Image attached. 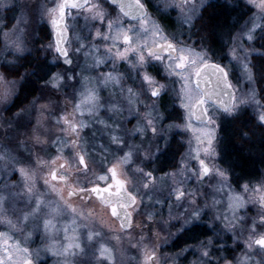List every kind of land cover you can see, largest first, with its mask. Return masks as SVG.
<instances>
[{"label":"clouds","instance_id":"9594fccd","mask_svg":"<svg viewBox=\"0 0 264 264\" xmlns=\"http://www.w3.org/2000/svg\"><path fill=\"white\" fill-rule=\"evenodd\" d=\"M57 2L0 0V189L15 182L13 162L5 157L21 159L35 151L30 133L41 113L52 122L53 131L60 130L57 117L74 110L87 82L97 100L94 111L84 117L85 143L99 149L101 159L94 161L98 165L131 153L124 175L140 200L134 209L136 225L117 229L119 241L106 238L114 250V264H145V246L154 253L150 264H264V247L254 243L264 234V206L249 198L254 186L264 188V121L259 119L264 112V10L252 0H137L139 18L128 19L116 0H99L108 19L130 28L134 40L144 42V62L135 53L118 60L105 52L110 41L98 40L94 33L106 30V21L80 11L71 25L67 63L53 47L48 12ZM253 24L255 39L242 41L255 70L249 80L232 51L239 47L237 38ZM161 43L202 53L228 72L232 88L213 77L218 96L206 98L208 111L202 112L200 121L191 120L216 131L213 153L200 152L213 169L207 176L201 174L195 138L183 126L189 109L184 107V81L176 74L180 70H174L177 51L167 55L156 48L161 59L148 54V47ZM97 50L105 56L103 63L93 59ZM183 71L190 72L191 66ZM110 73L118 82H105ZM9 86L11 92L5 93ZM201 94L194 90L190 103ZM233 97L234 111L225 112L220 100ZM114 134L119 143L112 140ZM148 173L154 174L155 183ZM179 191L184 192L181 198ZM233 193L245 199L235 211L229 207ZM44 240L43 234L38 241L34 235L24 240L36 245L32 248L36 264H48ZM52 256V264H64L63 257ZM73 264H96L93 245L87 244Z\"/></svg>","mask_w":264,"mask_h":264},{"label":"snow or ice","instance_id":"6c2138e0","mask_svg":"<svg viewBox=\"0 0 264 264\" xmlns=\"http://www.w3.org/2000/svg\"><path fill=\"white\" fill-rule=\"evenodd\" d=\"M118 7L122 13L128 17H138L137 0H116ZM255 7L264 10V0H252ZM81 10L88 14L91 19L101 23L106 21V30H95V37L100 40L110 41L105 44V52L113 55L118 60H127L132 54L137 55V59L142 63L145 60L144 42L134 40L130 28L125 27L119 21L108 19L105 9L99 0H58L55 7L49 9V18L52 28L55 32L53 47L58 55L65 58L67 63H71L70 52L68 49V16L69 10ZM142 20V25L146 26L147 21ZM256 25L253 24L247 31L237 38L238 48L233 49L232 55L240 60L244 73L249 80L254 79L255 70L248 61L249 49L244 47L242 41H251L255 39ZM164 49L167 55L176 50V46L171 43H161L155 47H148L149 55H155L157 59H161L156 54L155 49ZM177 51L175 57L176 74L184 81L182 89L185 98L184 107L189 109V121L184 127L191 130L196 144V155L201 165V174L204 176L212 173L213 169L208 162L200 157V152L204 154H212L213 145L216 139V131L214 127L207 125L197 127L191 120L194 117L197 121L202 119V112L207 113V97H217L218 83L214 84L213 77L217 82H223L227 88L231 89L232 85L227 80V70L219 65L206 60L202 53L194 52L191 49L186 51ZM96 63H103L105 56L97 50L93 56ZM191 66V71L183 70ZM172 67V65H169ZM145 79L150 77L145 74ZM106 83L118 82L115 74H108ZM54 86L58 81H54ZM194 90H199L200 95L196 103H190ZM5 93H10L11 88L6 87ZM155 94V92H154ZM254 95V94H253ZM97 96L94 87L87 82L84 85V92L81 94L80 102L75 106L72 112H64L57 117V123L60 125V131L65 134L63 138H57L53 143L58 144L56 154L48 158L39 154V152H30L27 157L16 159L12 156H6L8 160H12L13 173L18 174L20 179L18 182L5 184L0 189V224L6 225L7 232H0V246L4 247L3 253H0V264H36V255L28 247H22L20 241L8 245L10 239L9 233L13 230L23 234L24 240H31L34 231L29 229L42 230L45 234H51L58 229L54 221L58 217L64 215L72 216L71 229L67 226L63 228L64 240L66 243H60L52 235L46 238L51 242L45 244V249L51 254L63 257L64 264H73V260L77 255H83L86 251V245L91 244L94 247V257L96 264H114V250L109 243L104 240L102 228L106 227L110 230L111 239L119 241L118 233L124 230H130L136 225L134 209L140 203L138 194L129 188V181L124 175V166L128 163L131 153H127L117 158L115 163L103 167L97 172L89 161L87 150L81 146L82 129L86 127L87 121L84 118L86 114H90L96 107ZM135 103V101H131ZM220 106L225 112L234 111V97L229 101L220 100ZM41 105V108H46ZM202 109V111H201ZM264 121V112L259 116ZM45 120L43 113L37 119L35 127L31 131L30 139L33 144L40 145V152L46 151L45 146L50 141L45 138L40 127L42 121ZM213 121L208 118V124ZM70 138V139H69ZM112 140L116 143L120 142L117 134L112 136ZM71 148L68 155H65V149ZM91 172L95 180L88 179L86 186L81 184L74 174L87 175ZM148 178L155 183V176L148 173ZM220 176L224 173L220 172ZM42 180L43 184L38 186V181ZM103 182L104 186H101ZM150 186V185H146ZM41 187L45 191H41ZM247 191L249 186L245 185ZM48 193H54L55 199H49ZM184 196L183 191L177 192V198ZM95 198L101 211L98 213L95 208H83L79 204L84 201H91ZM249 198L264 206V188L259 185L254 186L249 194ZM20 200H25V206L18 208ZM229 207L235 211L242 208L245 199L238 193H233L229 197ZM79 202V204H78ZM76 217H80V223H77ZM106 217H108L106 219ZM114 218V219H112ZM148 219H152L149 215ZM97 221L101 230L97 228ZM264 221V218H262ZM118 225V226H117ZM255 227V225H253ZM71 231V235H68ZM252 241V238H249ZM254 243L264 247V234L254 239ZM251 246V243H249ZM154 256L153 252H149L145 246V264H150Z\"/></svg>","mask_w":264,"mask_h":264},{"label":"rangeland","instance_id":"374dc122","mask_svg":"<svg viewBox=\"0 0 264 264\" xmlns=\"http://www.w3.org/2000/svg\"><path fill=\"white\" fill-rule=\"evenodd\" d=\"M80 11L81 10H72L70 12V15L68 16V24H69V29H70V39H72V37H73V29L71 27V25L73 23V17H75L76 16V13L77 12H80ZM77 19H79L81 22H83L82 21V17H78ZM52 31H53V38H54V30L52 29ZM121 63H123V61H121ZM51 123L52 122H49L48 120H43L42 121V125L39 126L40 127L41 134L50 141V143L45 146L46 151L40 152L41 146L40 145H35L34 146L35 152H39L40 155L46 156L45 158L50 157V156L56 154V149L59 147V145L53 143V141H55L57 138H63L65 136V134L63 132H61L60 130L53 131L52 128H51ZM35 127H38V126L34 122V127L33 128H35ZM87 134H88V130L87 129H85V130L82 131V133H81V146L84 147L87 150L88 157H89V161L92 164V166L95 168V170L97 172H100L103 167H107V166H109V164H107L106 161H104L103 163H101L99 165L96 164V163H94V161H100L101 157H100L99 149L93 150V148L91 147L90 143H85V140L87 139ZM30 135H31V133H30ZM70 151H71V148H70V145H69V147H67L65 149V153L64 154L65 155H68ZM76 178H78V180H79V182L81 184H86L87 181H88V179L95 180V177L92 175L91 172H88L86 176L84 174H80ZM11 179L13 181L18 182L19 179H20V177H19L18 174H12ZM101 183H103V182H101ZM42 184H43V181L42 180L38 181V186H41ZM41 191H45V189L43 187H41ZM48 198L49 199H55V194L54 193H48ZM25 203H26L25 200H20L19 203H18V205H17V207L18 208H23L25 206ZM79 206L80 207H83L85 209L90 208L88 205H83V204H79ZM98 210L99 209H96L97 212H98ZM66 217L67 218H71L69 220H72V216L66 214V215H64L62 217H58L54 221V223H55L56 228L58 229V231H56L54 233H51V234H45V233H42V234L45 237L47 235H52L53 238H55L58 242H60V243H66L67 241L64 240V231H63V228L65 226H67L69 229H71V227H72L71 221H70V223H68V222L65 221ZM76 219H77V223H80L81 218L80 217H76ZM101 227L102 226H100L98 224V221H97V228H98V230H101ZM0 229L2 230V232L9 231L8 228L5 225H2V224H0ZM104 231H105V227L102 228V232H104ZM41 232H43V231L41 230ZM9 235H10V239L7 241V244L8 245L14 244L16 241H20L22 247H28L31 250H32V248H34L36 246L33 243L25 242L24 239L21 237L20 233L17 232V231H15V230L11 231L9 233ZM68 235H71V231H69ZM34 239L37 240V241L40 240V233H34ZM45 240H46L45 243L43 242L44 244L51 242L47 238H45ZM109 246L112 247L110 243H109ZM3 251H4V247L3 246H0V253H3ZM54 258L55 257H53L50 252L46 256V259L48 261H52Z\"/></svg>","mask_w":264,"mask_h":264},{"label":"flooded vegetation","instance_id":"af4514ba","mask_svg":"<svg viewBox=\"0 0 264 264\" xmlns=\"http://www.w3.org/2000/svg\"><path fill=\"white\" fill-rule=\"evenodd\" d=\"M72 11V9L71 10H69V12H71ZM129 19V18H128ZM69 25V24H68ZM69 39H70V29H69ZM46 157V156H45ZM48 158V157H47ZM80 174H74V176H76V177H78ZM84 185H86V186H90V185H88L87 183L86 184H84ZM101 185L102 186H104V184L103 183H101ZM78 204H79V202H78ZM83 205H88L90 208H95V210L96 209H99L98 210V213L101 211V208H100V206H99V204H98V202L95 200V198L93 199V200H91V201H84L83 203H82ZM108 217H106V219H107ZM69 219H71V218H67L66 217V219H65V221L66 222H68V223H70V221L71 220H69ZM112 219H114V218H112ZM118 226V225H117ZM0 232H2V230L0 229ZM43 232H40V235L42 234ZM112 233L110 232V230L108 229V228H106L105 227V231L103 232V238H104V240L105 241H107V237H109L110 235H111ZM46 238V237H45ZM45 241L46 240H44L43 242L45 243ZM108 242V241H107ZM48 264H52V261H48ZM106 264H107V262H106Z\"/></svg>","mask_w":264,"mask_h":264},{"label":"water","instance_id":"95a60500","mask_svg":"<svg viewBox=\"0 0 264 264\" xmlns=\"http://www.w3.org/2000/svg\"><path fill=\"white\" fill-rule=\"evenodd\" d=\"M71 10V9H70ZM129 19H131V17H129ZM54 30V29H53ZM68 37H69V32H68ZM54 39H55V32H54ZM102 186V185H101Z\"/></svg>","mask_w":264,"mask_h":264}]
</instances>
